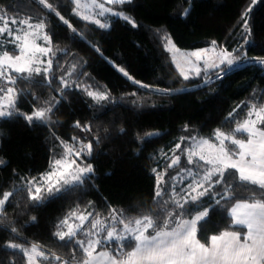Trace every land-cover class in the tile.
I'll return each mask as SVG.
<instances>
[{
  "label": "trees",
  "instance_id": "trees-1",
  "mask_svg": "<svg viewBox=\"0 0 264 264\" xmlns=\"http://www.w3.org/2000/svg\"><path fill=\"white\" fill-rule=\"evenodd\" d=\"M48 2L69 21L76 34L35 0H0V13L6 14L5 20L19 21L29 16L33 22L44 19L56 50L51 87L26 81L15 85L24 89L17 104L20 111L30 114L51 105V119L31 126L22 118L0 119V198L4 192L20 189L27 180H39L51 171L52 162L64 154L61 141L79 146L73 137L84 143L92 141L93 153L85 155L83 161L92 164L94 179L55 199L45 193L46 198L39 205L29 201L26 190L10 198L0 216V264H26L19 252L5 247L8 243L26 248L39 245L49 256L48 261L38 258L40 264H63L72 259L73 247L62 246L53 234L60 230L65 218L70 224L80 223L72 216L74 212L93 213L89 221L97 213L101 219L108 217L113 208L122 209L127 217L155 215L159 209L153 199V169L163 171L174 156L181 158L186 153L184 150L193 141L181 138H208L215 142L217 129L232 131L235 121L246 118L252 103H264V68L260 65L246 63L227 74L221 69H210L185 80L165 39L172 38L186 49L206 47L213 41L215 46L229 51L247 45L248 56L264 58V0L256 4L253 0H132L126 5L106 6L123 11L136 26L110 14L99 17L102 23H109L108 28L75 15L70 0ZM249 8L252 44H245L247 33L241 17ZM184 9L189 10L187 16L183 15ZM9 27L17 25L9 23ZM7 48L17 53L15 45L7 44ZM121 68L133 80L124 76ZM61 76L71 86L63 95L58 91ZM35 79L40 81L42 77ZM4 84L0 80V86ZM85 88L107 93L109 98L96 102ZM77 121L89 125L91 131L75 127ZM187 167L191 166H184L181 158L179 167L167 171L171 176ZM218 190L222 189L218 186ZM251 195L238 189L236 199ZM235 202H228L226 207ZM207 203L205 198L206 206ZM209 217L210 222L198 233L204 243L212 235L231 230L225 207L216 206ZM13 227L18 235L10 231ZM85 227H90V223L86 222ZM53 253L61 260L52 259ZM75 257L83 259V253L77 249Z\"/></svg>",
  "mask_w": 264,
  "mask_h": 264
},
{
  "label": "snow or ice",
  "instance_id": "snow-or-ice-1",
  "mask_svg": "<svg viewBox=\"0 0 264 264\" xmlns=\"http://www.w3.org/2000/svg\"><path fill=\"white\" fill-rule=\"evenodd\" d=\"M35 2L53 12L73 34H76V29L72 28L69 21L56 11L48 0ZM70 2L74 5L75 15L100 28L110 27L109 23H102L96 18L105 17L106 14L119 17L131 23L133 27L136 26L135 21L123 11L106 6L126 5L132 0H83V2L70 0ZM188 12V9H184L183 15L187 16ZM250 12L251 8L241 17L244 31L247 33L245 44H252L247 19ZM5 15L0 13V22L3 24L0 26V41L6 42L0 43V80L5 81V84L0 86V93H3L0 95V119L22 118L30 126L44 123L51 119L49 114L53 112V107L50 105L37 108L30 114L20 111L17 104L24 95V89L15 85L18 81H26L36 86L46 84L51 87L55 79L50 75L53 59H41L43 56L56 55L52 37L46 31L47 23L44 19L33 22L34 18L31 16L19 21L15 18L8 21L5 20ZM9 23L17 27H9ZM165 39L169 51H179L170 38ZM37 41H42L48 46H42ZM7 44L15 45L17 54H11ZM212 45L211 49H200L187 55L194 57L196 62L203 61L205 70L221 69L224 74L229 73L239 63H255L264 68V58H249L246 49L243 52L241 49L229 51L226 48L217 51L215 41ZM209 51L215 54V58L207 55ZM188 62L193 65L195 74L199 76L201 69L198 63L191 59ZM176 66L180 68L178 63ZM120 71L129 80H133L123 68ZM180 74L185 80L189 79V75L183 69ZM37 76H41L42 79L37 81L35 79ZM217 77L222 78L219 73ZM60 82L61 88L58 91L63 95L64 90L71 86L64 76L60 77ZM84 91L96 102L109 98L107 93L88 88ZM235 124V128L228 133L217 129L214 133L215 142L208 138H181L193 141L184 150L187 164L191 167L180 168L175 175L170 176L167 170L180 165L181 158L177 155L166 165L165 170L153 169L156 175L153 199L159 209L155 215L127 217L122 209L113 208L104 219L97 213L96 218L89 221L93 213L77 215L74 212L72 216L80 221L79 224H70L68 218L62 220L60 230L53 235L62 242V246L73 247L72 259L64 260L63 264H264V103L260 105L252 103L246 118L235 121ZM75 127L82 131H91L89 125H81L79 121ZM121 131L123 132V129ZM72 139L77 141L79 146L61 141L64 145V154L52 162L51 171L39 180L35 178L27 180L20 189L14 188L3 193V197L0 198V216L4 215L5 205L10 198L21 190L27 191L30 202L39 205L44 202L45 193L48 198L55 199L94 179L95 170L92 164L83 161L85 155L91 156L93 153L92 141L84 143L77 137ZM176 148L179 149L180 144H177ZM2 163L0 160V164ZM218 186L222 190H218ZM238 189L249 191L252 195L245 199H236ZM205 198L208 201L207 206ZM234 199L236 202L227 208V203ZM222 201L225 204L222 205ZM216 206L226 208L231 220V230L212 235L208 242L204 243L198 238V233L210 222L209 212L214 211ZM109 218L110 223L107 222ZM32 219L34 221L35 217ZM86 222L90 223V227H85ZM65 227L66 230H63ZM240 229L246 231L242 232ZM10 231L18 235L16 228L13 227ZM5 247L12 249L14 253L19 252L25 258L26 264H37L38 258L49 260V256L36 244L26 248L21 244L8 243ZM77 249L83 253V259H76ZM52 259L59 261L61 257L53 253Z\"/></svg>",
  "mask_w": 264,
  "mask_h": 264
},
{
  "label": "rangeland",
  "instance_id": "rangeland-1",
  "mask_svg": "<svg viewBox=\"0 0 264 264\" xmlns=\"http://www.w3.org/2000/svg\"><path fill=\"white\" fill-rule=\"evenodd\" d=\"M259 0H256V2H255V4L258 2ZM82 2H83V0H82ZM83 11V10H82ZM96 18H98L99 19V17H96ZM171 39V41H172V43L175 45V48L176 49H179V51H175V50H171V53H172V55L174 56V60H175V63H176V65H177V63L180 65V68H179V70L181 71V69H183V71L187 74V75H196L195 74V69H194V67H193V65L192 64H190L188 61H189V59H191L194 63H198V66L200 67V69H201V72L202 71H208V70H210V69H214V68H208L207 70H205L204 69V62L203 61H199V62H196L195 61V58L194 57H189L187 54H189V53H191V52H193V51H198V50H200V49H211L212 47H213V45H209V46H206V47H200V48H191V49H186V48H182V47H180L179 45H177L175 42H174V40L172 39V38H170ZM38 43H41L42 44V46H48V45H44L43 44V42L42 41H37ZM169 48L171 47L170 45L168 46ZM216 47V50L217 51H219L221 48H219V47H217V46H215ZM246 47H247V45H245V47H244V49H241V52H243L245 49H246ZM54 51H56L55 50V48H54ZM11 54H13V53H11ZM17 54V53H16ZM239 54V53H238ZM13 55H15V54H13ZM207 55L208 56H210V57H213V58H215V54L213 53V52H211V51H209V53H207ZM247 56H248V54H247ZM54 57L55 56H52V57H48V56H43V57H41V59H44V60H47L48 58H51V59H54ZM249 58H252V57H250V56H248ZM217 63L219 62L218 60L216 61ZM243 64H246V63H239V64H237L234 68H236L237 66H241V65H243ZM42 67H43V65H42ZM207 79V78H206ZM9 86H11V85H9ZM0 95H3V93H0ZM70 158H75V157H70ZM181 158H182V162H183V165L184 166H191V165H188L187 164V159H186V153H183L182 155H181ZM108 223H110L111 222V220H110V218L108 219V221H107ZM75 225V224H74ZM37 264H40L39 263V259H37Z\"/></svg>",
  "mask_w": 264,
  "mask_h": 264
}]
</instances>
